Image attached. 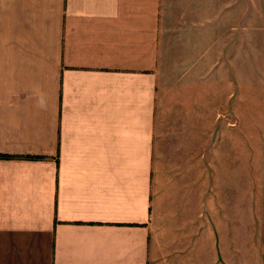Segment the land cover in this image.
Masks as SVG:
<instances>
[{
    "label": "crops",
    "instance_id": "0c3cea01",
    "mask_svg": "<svg viewBox=\"0 0 264 264\" xmlns=\"http://www.w3.org/2000/svg\"><path fill=\"white\" fill-rule=\"evenodd\" d=\"M160 257L264 264V0H0V264Z\"/></svg>",
    "mask_w": 264,
    "mask_h": 264
},
{
    "label": "rangeland",
    "instance_id": "374dc122",
    "mask_svg": "<svg viewBox=\"0 0 264 264\" xmlns=\"http://www.w3.org/2000/svg\"><path fill=\"white\" fill-rule=\"evenodd\" d=\"M253 65H256V68L257 67H261V65L260 64H253ZM254 82V81H253ZM255 86V87H254ZM253 87L254 88H257L258 87V85L256 84V85H253ZM160 260H161V263H162V260H163V257H160ZM163 264V263H162Z\"/></svg>",
    "mask_w": 264,
    "mask_h": 264
}]
</instances>
